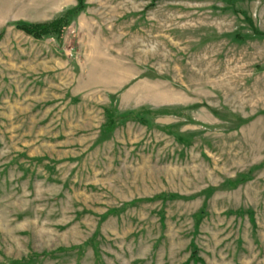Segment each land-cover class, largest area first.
I'll use <instances>...</instances> for the list:
<instances>
[{
    "label": "rangeland",
    "instance_id": "1",
    "mask_svg": "<svg viewBox=\"0 0 264 264\" xmlns=\"http://www.w3.org/2000/svg\"><path fill=\"white\" fill-rule=\"evenodd\" d=\"M260 32L264 0H0V264H264Z\"/></svg>",
    "mask_w": 264,
    "mask_h": 264
},
{
    "label": "trees",
    "instance_id": "2",
    "mask_svg": "<svg viewBox=\"0 0 264 264\" xmlns=\"http://www.w3.org/2000/svg\"><path fill=\"white\" fill-rule=\"evenodd\" d=\"M79 3L82 0H78ZM70 12V11H69ZM61 18L50 22V23H18L15 25V27L21 31H23L25 34L30 35L31 37L35 38V39H42L44 36L46 35H50L53 34L56 37H58L60 35L61 32ZM66 22L63 23V25H65ZM260 35H263V33H258ZM110 117V116H108ZM111 118H109V120L107 121V125L109 126L111 124ZM109 129V128H107ZM191 259H194L196 261H200V259L198 258L196 251L193 250L192 254H191Z\"/></svg>",
    "mask_w": 264,
    "mask_h": 264
}]
</instances>
